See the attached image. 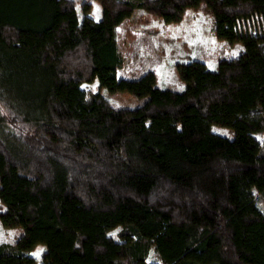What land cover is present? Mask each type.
Returning <instances> with one entry per match:
<instances>
[{"label": "trees", "instance_id": "1", "mask_svg": "<svg viewBox=\"0 0 264 264\" xmlns=\"http://www.w3.org/2000/svg\"><path fill=\"white\" fill-rule=\"evenodd\" d=\"M93 1L97 21L74 0H0V225L21 229L0 264L36 244L40 264H264V0ZM198 5L235 57L176 64L181 90L115 77L123 20ZM94 80L145 101L113 108L79 88Z\"/></svg>", "mask_w": 264, "mask_h": 264}, {"label": "rangeland", "instance_id": "2", "mask_svg": "<svg viewBox=\"0 0 264 264\" xmlns=\"http://www.w3.org/2000/svg\"><path fill=\"white\" fill-rule=\"evenodd\" d=\"M74 1L78 21L84 17L94 21L100 18V8L95 1ZM84 6H87L86 12L83 11ZM254 31L252 23L238 26L240 33ZM116 42L123 59L121 68L115 72L117 79L134 78L149 71L154 73L157 87L172 90L182 89L175 73L176 64L195 60L212 70L218 60L235 57L242 50L238 42L229 44L214 37L211 15L203 5L186 10L178 23H164L137 10L116 27ZM79 88L100 93L113 108H135L145 101V97L135 98L124 93L107 94L98 88L95 80L82 83ZM211 131L224 137L232 135L224 127L212 126ZM254 137L260 146H264V130ZM263 190L264 180L260 177L252 188V194L260 206H263ZM115 233L116 229H113L108 235L114 237ZM20 234V228H5L0 225V245H12ZM43 253V245L31 246L21 253V263L40 264Z\"/></svg>", "mask_w": 264, "mask_h": 264}]
</instances>
